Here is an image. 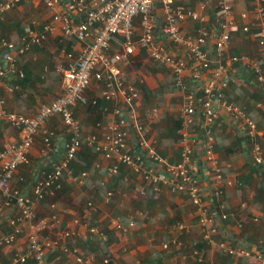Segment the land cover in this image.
I'll return each instance as SVG.
<instances>
[{
    "label": "crops",
    "instance_id": "obj_1",
    "mask_svg": "<svg viewBox=\"0 0 264 264\" xmlns=\"http://www.w3.org/2000/svg\"><path fill=\"white\" fill-rule=\"evenodd\" d=\"M176 1L195 7L202 0ZM252 2L235 0V27L228 48L218 61L224 67L227 83L222 91L223 101L243 108L254 120L256 139L264 148V90L255 82L248 67L231 61L233 55H247L264 65V50L242 30L244 21L240 13L250 11ZM206 14L210 19L208 25L216 24L212 6L207 7ZM32 19L43 22L49 19V13L36 0L21 1L0 16V37L15 45L22 34V23ZM183 27L186 33L193 34L196 24L189 20L183 23ZM73 45L77 47L57 28L42 45H32L26 52L17 53L18 67L25 75L22 85L9 91L10 81L0 78V98L4 100L0 105V150L6 144L20 141L19 131L2 118V110L31 115L55 98L60 92V74L56 70L62 56L60 51ZM170 48L189 62L184 48L171 44ZM212 56L215 57L214 50ZM218 61L215 59L211 68L202 70L198 76L187 68L183 76L187 84L185 91L200 96ZM124 68L126 78L139 92L133 107L145 138L167 161L179 162L181 141L173 137L185 91L175 84L170 71L149 60L143 49L137 50ZM86 95L96 98L97 104H77L73 108L80 122L81 145L71 164L72 174L79 178L64 173L60 188L42 201L33 203V220H47L40 239L52 242L47 257L51 264H201L193 254L194 249L210 264H260L254 256L233 259L215 244L223 241L233 246L245 245L252 253L264 252V220H253L254 216H264V167L251 160V146L240 122L232 120L224 108L219 107L218 117L211 127L214 137L212 154L222 173L221 194L213 198L212 205L219 210L215 213L224 211L230 215L219 221L215 231L209 232L210 240H205L206 230L199 225L198 208L191 203L186 192L172 193L166 186L155 191L143 180L140 172L125 164H119L115 173L109 172L110 160L89 145L87 137L95 135L97 139H103L109 122L117 119L112 112L115 101L103 99L98 83L94 81L88 86ZM152 109L157 110L156 116L151 114ZM45 126L51 133V146L44 145L40 134L34 136L27 151L29 164L19 165L9 181L13 192L27 194L34 175L49 168L64 152L59 154V145L66 139L60 118L51 116ZM203 130V118L198 113L188 128L187 142L194 148V168L202 176V188H206L213 179L206 169V162L198 155L199 136ZM127 145L130 151L135 147L130 133ZM82 172L85 175L82 176ZM18 218V208L13 203L7 204L0 194V240L13 231V221L27 231V223ZM130 220H135V224L126 232L116 227V222L127 225ZM179 224H182L181 228L177 227ZM89 227H96L106 239L90 236ZM26 231L11 244H0V264H13L12 258L26 252ZM64 231H69L70 235L64 236ZM173 239L176 240L174 245L170 244ZM163 243H168V247L163 248ZM18 264L38 263L29 258Z\"/></svg>",
    "mask_w": 264,
    "mask_h": 264
},
{
    "label": "built area",
    "instance_id": "obj_2",
    "mask_svg": "<svg viewBox=\"0 0 264 264\" xmlns=\"http://www.w3.org/2000/svg\"><path fill=\"white\" fill-rule=\"evenodd\" d=\"M23 0H0V16L11 10ZM49 13V19L39 22L32 19L22 23V34L17 43L0 37V78L4 81L19 80L23 71L18 67L17 53H24L32 45H42L57 28L61 35L74 41L77 47L61 49V59L57 66L60 74V92L49 103L41 105L31 115L2 110L1 115L20 134L16 144H6L0 150V194L7 204L13 203L19 210V221L27 223V231L15 221L13 231L0 240V244H11L19 234L26 231L28 248L25 253L16 255L13 264L23 263L31 258L38 264H51L48 250L52 246L49 240H41L40 232L46 227L47 220L34 221L33 203L42 201L60 188L64 173L74 179L70 162L81 145L80 122L73 108L77 104L96 105V98H89L86 90L90 83H98L100 96L108 101H115L113 115L116 120L109 122L103 139L95 135L87 137L91 145L105 159L110 160V173H115L119 164H125L140 172L143 180L157 191L166 186L170 192H186L191 203L198 208L199 225L206 230L205 240H210L209 232H214L219 221L227 219L229 213L219 211L212 205L213 198L219 197L222 186L221 168L214 159L212 150L214 137L212 124L218 117L219 107H223L229 117L240 122L245 129L246 140L251 146V160L259 167H264V148L256 139V124L245 110L233 103L223 101V88L226 86L224 67L220 63L222 54L231 41L235 27V0H202L195 7H188L176 0H36ZM213 8L216 24L208 25L207 7ZM158 9V12H156ZM244 21L243 32L253 37L258 46L264 50V4L263 0H253L250 11L240 13ZM196 24L193 34L186 33L185 21ZM170 44L184 48L185 57L175 54ZM143 49L149 60L166 67L175 77V84L186 90L184 71L190 68L194 76L202 70L210 69L216 59L219 63L212 68L208 80L202 87L200 96L193 91H185L179 113L181 136L180 161L173 164L161 156L153 144L145 138L143 127L137 122L133 104L139 97L137 87L126 78V63L130 57ZM212 50L215 57L212 56ZM231 61L248 67L254 80L264 90V65L247 55H233ZM189 64V65H188ZM18 88V84L9 86V91ZM4 100L0 98V105ZM105 110V109H104ZM156 109L151 114L156 116ZM200 113L204 130L199 136L198 155L206 162V169L212 174L206 188H202V176L194 168V148L187 142L188 128ZM51 116H58L64 126L66 135L64 152L58 161L51 163L47 170H42L33 180L27 194L13 192L10 179L21 164H29L28 149L34 136L40 134L46 147L51 146L50 132L45 126ZM131 134L135 147L128 150L127 136ZM140 149L141 153L137 151ZM196 149V146H195ZM81 175H85L82 172ZM110 195V193H108ZM209 197V200H207ZM223 208V207H221ZM264 220V216H254L253 220ZM135 220L127 225L116 222V227L126 232L134 226ZM178 228L182 224L177 225ZM90 236L101 239L106 237L96 227H89ZM70 235L69 231L63 232ZM262 241H260V244ZM170 244H176L171 240ZM217 246L233 259L242 256L254 258L264 264V252L252 253L245 245L233 246L216 242ZM259 244V245H260ZM163 248L168 243H163ZM193 250L196 260L201 264H210ZM80 261V258H77Z\"/></svg>",
    "mask_w": 264,
    "mask_h": 264
},
{
    "label": "trees",
    "instance_id": "obj_3",
    "mask_svg": "<svg viewBox=\"0 0 264 264\" xmlns=\"http://www.w3.org/2000/svg\"><path fill=\"white\" fill-rule=\"evenodd\" d=\"M1 38H3V37H1ZM3 39H5V38H3ZM5 40H7V39H5ZM24 78H25V75H24V72H23V77L21 79L15 80V79L12 78L11 80H7V82L10 81L9 85H11V86H14V85L18 84V87H19L20 85H22V81H23ZM174 82H175V80H174ZM179 127H180V118L178 119V123L175 126V133H174L175 137H173V139L176 140V141H178V140L180 141L181 140V136L178 133ZM173 164H175V163H173ZM72 168H73V165L70 162V169L72 170ZM47 169H48V167H46L44 170H47ZM32 183H33V181L30 184L32 185Z\"/></svg>",
    "mask_w": 264,
    "mask_h": 264
},
{
    "label": "water",
    "instance_id": "obj_4",
    "mask_svg": "<svg viewBox=\"0 0 264 264\" xmlns=\"http://www.w3.org/2000/svg\"><path fill=\"white\" fill-rule=\"evenodd\" d=\"M64 147H65V141H62L61 144L59 145V151H60L59 154H61L63 152ZM137 151L141 153L140 149H137ZM37 176H38L37 174L34 175V179L37 178Z\"/></svg>",
    "mask_w": 264,
    "mask_h": 264
}]
</instances>
